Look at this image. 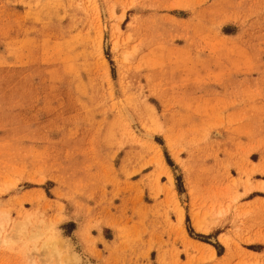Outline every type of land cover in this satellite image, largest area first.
Listing matches in <instances>:
<instances>
[{
  "label": "rangeland",
  "instance_id": "1",
  "mask_svg": "<svg viewBox=\"0 0 264 264\" xmlns=\"http://www.w3.org/2000/svg\"><path fill=\"white\" fill-rule=\"evenodd\" d=\"M66 240L264 264V0H0V264Z\"/></svg>",
  "mask_w": 264,
  "mask_h": 264
},
{
  "label": "bare ground",
  "instance_id": "2",
  "mask_svg": "<svg viewBox=\"0 0 264 264\" xmlns=\"http://www.w3.org/2000/svg\"><path fill=\"white\" fill-rule=\"evenodd\" d=\"M184 212L183 210L179 211L178 220L179 222L183 221ZM193 224L197 231L206 232L208 231V227L206 226V221L199 215L198 211H194L192 214ZM187 237V235H186ZM224 240L226 239L223 238ZM72 242L70 240L63 241L59 244L53 243L52 252L57 259L58 264H93L91 259L88 256H84L81 251L78 249H74L72 247ZM63 247L67 248V253L64 254L63 257ZM205 247L210 251L208 257H215L214 248L211 245L206 244ZM199 250L200 255H203L204 252L201 251V248H197ZM192 262V261H190ZM189 262V263H190Z\"/></svg>",
  "mask_w": 264,
  "mask_h": 264
}]
</instances>
